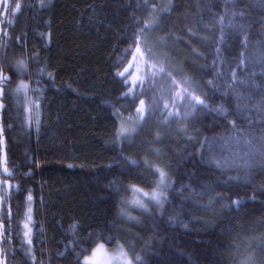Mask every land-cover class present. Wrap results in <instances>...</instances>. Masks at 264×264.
Wrapping results in <instances>:
<instances>
[{"label": "trees", "instance_id": "obj_1", "mask_svg": "<svg viewBox=\"0 0 264 264\" xmlns=\"http://www.w3.org/2000/svg\"><path fill=\"white\" fill-rule=\"evenodd\" d=\"M143 2L0 0V42L11 46L7 50L10 60L23 58L29 62L32 76L22 78L33 81L30 85L32 88L49 85L46 76L42 78V84L34 83L40 78L37 68L43 66L29 60L34 50L40 53L41 61L47 59L48 71L55 74V85L45 88L46 99L39 97L41 109L21 104L17 113L13 102L10 113L14 118L4 120L5 124L13 126L6 129L3 146L7 157L6 167L13 176L0 171V178L13 186L22 185L33 190V218L36 223L32 250L37 264H75L76 258L69 243L74 240L69 230L72 222L79 221L81 227L78 235L84 237L89 231L104 228L106 223L117 217L119 197L111 195L110 181L119 177L125 184L134 183L151 191L149 184L142 182L139 175L135 172L125 173L117 163L120 153L118 147L111 143L112 110L104 104L106 100L115 103V98L124 91L114 83L115 69L112 65L129 43L123 37L133 31V14L137 18L150 19L148 10L137 8ZM148 2L150 7L153 3L166 5L168 0ZM16 3H20L22 8L13 12L11 8ZM172 3L175 8L170 16L162 18V27L155 31L153 38L170 34L180 37L179 41L168 40L169 48L162 51L170 52L176 65H182L188 77L202 81L213 78L211 72L201 75L199 65L204 64L205 60L193 55V49L203 54L209 62L213 56L210 54L212 50L189 36L187 30L192 29L198 36H211V31H202L203 25L215 29L216 21L221 16L230 17L233 12L237 15L235 22L242 24L244 31L231 33L232 39L222 47L221 59L225 60V66L231 61V67L236 69L242 51L249 57L259 54L257 41L264 40V0H172ZM200 19L203 24L197 25L196 21ZM25 33L27 41L21 47L22 41L18 38ZM41 33L44 35L41 36ZM245 36L248 37L246 50L241 48ZM3 52L4 49L0 48V54ZM236 71L238 80H249L248 86H236L237 91L245 97L251 95V100L242 103L251 106L260 101V90L250 86V74L255 72L256 84L264 86L262 65L246 61ZM215 83L220 85L223 81L216 80ZM28 95L32 100L38 98L32 92ZM222 101L233 110L229 119L235 120L239 128L252 131L243 117L252 116L253 120H259L260 117L248 112L237 115L234 112L236 101L231 95L222 97L217 93L212 101L213 106ZM116 106L119 107V104ZM25 108H32L31 123H28L29 113L24 111ZM121 110L125 116L135 111L134 108ZM7 115L9 113H3L5 118ZM37 116L42 121L39 134L35 128ZM154 119L149 121L132 147L125 145L124 156H136L139 153L142 157L147 153L150 147L147 141L152 140L157 130ZM214 121L224 128L228 127L214 113H205L195 123V127L209 135L222 132L224 128L211 127ZM160 131L163 133L165 130ZM255 131L259 134V128ZM154 147L161 149L163 162H171V172L177 178L176 189L179 190L181 183L185 185L182 193H170L172 203L167 205L170 213L173 208L176 209L183 218L182 222L168 223L167 216L160 217L152 204L148 205L152 215L130 207V214L138 217L141 223L128 221L126 217L117 218V225L124 230L120 233L121 242H135L139 251L144 242L151 241L152 248L146 256L149 264H232L229 251L234 250L235 245L243 244L246 239L252 240L264 232V227L259 223L264 220V191L258 187L264 185V172L257 167L253 173L254 179L247 185L232 182L231 189L217 185V192L225 193L232 200L243 201L239 208L233 205L230 210L226 209L220 214L218 203L215 213L205 211L191 199L185 198L193 196V189L198 193L203 190L202 185L216 184L218 179H227L228 176L237 175V172L233 170L221 176L219 171L201 160L197 153L199 145L193 148L183 136L175 132ZM242 150L246 151L243 146ZM189 154H192L191 157ZM151 158L156 159L155 156ZM29 173L30 176L26 175ZM127 195L131 198L130 192ZM253 196L256 199H252ZM207 200L208 197L204 196L202 202L207 203ZM137 234L144 240L136 239ZM0 248L7 250L4 256L6 264H28L29 258L25 255V249L21 248L15 230L10 243L0 242ZM75 251L79 252L80 249L76 248Z\"/></svg>", "mask_w": 264, "mask_h": 264}, {"label": "snow or ice", "instance_id": "obj_2", "mask_svg": "<svg viewBox=\"0 0 264 264\" xmlns=\"http://www.w3.org/2000/svg\"><path fill=\"white\" fill-rule=\"evenodd\" d=\"M8 7L11 8V5ZM140 7L150 12V19L137 18L133 14L131 17L133 31L126 33L123 37L129 43L122 49L121 54L117 56L112 65L115 69L114 83L124 91L115 98V103L106 100L104 104L112 110L110 113L113 120L111 143L118 147L120 153V160L117 163L125 173L135 172L139 175L142 182L149 184L151 191H146L134 183L125 184L119 177L110 181L111 195L119 197L117 217L106 223L104 228L99 231H89L84 237L78 235L81 227L79 221L72 222L69 230L74 240L69 243L76 258L75 264H100L96 258L101 253L105 257L103 264H149L146 256L148 250L152 248L151 241L144 242L139 251L135 242H121L120 233L124 230L117 225V218L126 217L128 221L141 223L138 217L130 214L128 211L130 207L152 215V209L148 206L152 204L160 217L167 216L168 223L182 222L183 218L176 209L173 208L170 213L167 205L172 203L170 193L176 191L182 193L185 185L181 183L179 190L176 189L177 178L171 172V162H163L161 149L154 147V145L163 143L166 136H171L173 132L183 136L193 148L199 145L197 153L201 160L213 167L214 170L219 171L221 176L226 175L229 171L237 172V175L228 176L227 179H218L216 184L202 185L203 190L198 193L193 189V196L185 198L191 199L197 207L205 211L211 210L215 213V206L218 203L220 204V214H223L226 209L230 210L233 205L239 208L243 201L241 199L232 200L225 193L217 192V185H224L229 189H231L232 182L247 185L254 179L253 173L257 167L264 172V86L256 84L255 72L250 74L252 78L250 86L258 88L261 92L260 101L251 106L242 103L251 100V95L245 97L236 89L237 84L249 85L248 79H237L236 69L241 68L246 61L260 63L262 65L261 75H264V40L257 41L260 47L258 55L249 57L246 56L245 51L240 52L236 69H234L231 67V61L228 62L227 67L225 66V60L221 59V51L228 40L232 39L231 33L244 31V26L235 22L237 19L235 12L230 17L221 16L216 21L215 29L204 24L202 31H211V36H198L197 32L188 29V35L200 40L203 47L211 49L210 54L213 56L209 62L203 54L193 49V55L205 60L204 64L199 65L201 75L211 72L213 77L207 81L194 80L184 74L182 65H176V60L170 52L162 51L164 48H169L168 40L179 41L180 37L170 34L153 38L155 31L162 27V18L170 16L175 8L172 0H168L166 5L153 3L150 7L148 0H144L142 5H137V8ZM21 8L22 5L16 3L11 10L18 12ZM225 13H227V7ZM196 24H203V20H197ZM262 33H264V29H262ZM18 39L22 41L20 46L24 47L27 34L25 33ZM9 47H11L9 44L0 42V48L4 49L3 54H0V151L5 144L6 129L13 127L12 124L4 123L5 119L12 120L14 118L10 113L13 102L16 105L17 113L20 111L21 104H30L39 110L42 108L39 97L46 99L45 88L55 85V74L48 71L47 59L41 61L40 53L34 50L29 60L43 65L37 68L36 72L40 78L36 79L34 83L42 84V78L46 76L49 85L32 88L30 85L33 81H26L22 78L32 76L29 71V62L23 58L10 60L7 53ZM241 48L245 50L248 48L247 36L241 41ZM6 72L8 74H5ZM216 80H221L223 83L218 85L215 83ZM29 92L37 94V100H32L28 95ZM217 93L222 97L231 95L234 98L236 101L234 112L237 115L248 112L260 117L259 120H253L252 116L243 117L247 120L248 128L252 131L239 128L235 120L229 119L233 115V110H230L225 101L213 106L212 101ZM121 101H126V103H121ZM117 104L119 107L116 106ZM132 108L135 111L134 113L130 112L128 116H125L124 111L121 110ZM24 111L29 113L27 120L28 123H31L32 108H25ZM3 113H9V115L5 118ZM205 113H214L225 121L228 127L224 128L218 121H214L211 125L212 128L220 127L224 130L213 132L210 135L206 134L202 129L195 127V123ZM153 118H156L153 122L157 130L152 140L147 141L150 145L147 153L142 157L139 153L136 156H124L125 145L129 148L132 147L136 143V138L140 136ZM41 126L42 121L37 116L35 128L38 134ZM256 128H259V134H256ZM160 129L165 131L162 133ZM242 146L246 151L242 150ZM191 155L189 154V157ZM151 156H155L156 159L153 160ZM0 164L5 165L3 173L13 176V173L6 167V154L0 157ZM26 175L30 176V173ZM187 187L191 188L190 185ZM258 187L264 191V185ZM129 192L131 198L127 195ZM204 196L208 197L207 203L202 202ZM252 199H256V197L253 196ZM226 200L228 202L224 203ZM33 204L34 196L31 188L22 185L13 186L11 183L0 181V242L10 243V238L15 230V235L20 240V246L25 249V255L29 258L28 264H37L32 250L33 229L36 223L33 218ZM259 223L261 227H264V220ZM136 239L144 240L138 234ZM76 248H79L80 251L76 252ZM67 250L68 245L65 246V251ZM6 251L5 248H0V264H6L4 260ZM88 252L90 255H85ZM13 254L15 253L13 252ZM64 254L60 253V255ZM229 255L232 257V264H264V232L252 240L246 239L243 244L235 245L234 250L229 251ZM81 256L83 257L82 262Z\"/></svg>", "mask_w": 264, "mask_h": 264}, {"label": "rangeland", "instance_id": "obj_3", "mask_svg": "<svg viewBox=\"0 0 264 264\" xmlns=\"http://www.w3.org/2000/svg\"><path fill=\"white\" fill-rule=\"evenodd\" d=\"M4 155V149L2 148V151H0V157H2ZM5 165H2V164H0V171H3V167H4ZM1 173V172H0ZM111 248V247H110ZM86 255H90V252L89 253H87ZM97 261H99L100 262V264H103V261H104V259H105V257H104V255L101 253V254H99L98 256H97ZM83 261V257L81 258V262Z\"/></svg>", "mask_w": 264, "mask_h": 264}, {"label": "water", "instance_id": "obj_4", "mask_svg": "<svg viewBox=\"0 0 264 264\" xmlns=\"http://www.w3.org/2000/svg\"><path fill=\"white\" fill-rule=\"evenodd\" d=\"M0 181H1V178H0Z\"/></svg>", "mask_w": 264, "mask_h": 264}]
</instances>
